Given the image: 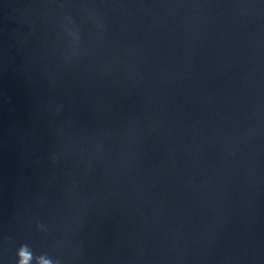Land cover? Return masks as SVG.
<instances>
[{"label": "water", "instance_id": "obj_1", "mask_svg": "<svg viewBox=\"0 0 264 264\" xmlns=\"http://www.w3.org/2000/svg\"><path fill=\"white\" fill-rule=\"evenodd\" d=\"M264 264V0H0V264Z\"/></svg>", "mask_w": 264, "mask_h": 264}, {"label": "clouds", "instance_id": "obj_2", "mask_svg": "<svg viewBox=\"0 0 264 264\" xmlns=\"http://www.w3.org/2000/svg\"><path fill=\"white\" fill-rule=\"evenodd\" d=\"M32 259V254L27 246H22L19 250V264H29ZM43 264H52L50 260H44Z\"/></svg>", "mask_w": 264, "mask_h": 264}]
</instances>
